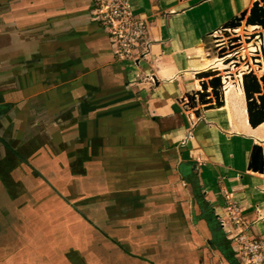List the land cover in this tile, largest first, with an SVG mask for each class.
I'll list each match as a JSON object with an SVG mask.
<instances>
[{
	"label": "crops",
	"instance_id": "crops-1",
	"mask_svg": "<svg viewBox=\"0 0 264 264\" xmlns=\"http://www.w3.org/2000/svg\"><path fill=\"white\" fill-rule=\"evenodd\" d=\"M130 3L153 42L139 68L92 0H0V264H238L228 202L264 236L245 103L233 121L183 102L209 35L253 2Z\"/></svg>",
	"mask_w": 264,
	"mask_h": 264
},
{
	"label": "built area",
	"instance_id": "built-area-1",
	"mask_svg": "<svg viewBox=\"0 0 264 264\" xmlns=\"http://www.w3.org/2000/svg\"><path fill=\"white\" fill-rule=\"evenodd\" d=\"M90 14L106 33L116 60L129 62L136 68L147 60L153 43L148 24L135 14L130 0H92ZM223 209V213L215 212V218L232 242L238 264H264V236L256 237L248 231L236 203L228 202Z\"/></svg>",
	"mask_w": 264,
	"mask_h": 264
},
{
	"label": "water",
	"instance_id": "water-1",
	"mask_svg": "<svg viewBox=\"0 0 264 264\" xmlns=\"http://www.w3.org/2000/svg\"><path fill=\"white\" fill-rule=\"evenodd\" d=\"M243 22L246 27L258 26L260 27V30L263 31H257L253 34L245 35L246 42L250 43L255 41V38L258 37L264 44V0H256L250 9L244 10L238 16L233 17L219 29L210 34L209 39H217L215 36V33L217 32L222 33L240 28ZM209 39L205 42L206 53L211 54V51L213 50L217 57H221L224 52H217V49L214 46L211 47V43L208 42ZM238 39V41H241V37H238ZM261 51L262 55H264V45L261 46ZM208 57L211 58L210 56ZM251 60H255V58L252 57ZM219 74L220 73H217L215 70L208 72L200 71L195 74V79L199 81L200 90H194L185 95L183 102L187 108L192 110L199 104L203 106V111H207L220 108L224 105V98L221 94L222 78L217 76ZM242 87L245 97L244 100L248 123L252 129H255L264 123V76L258 80L253 73L243 75ZM255 95L257 96L255 97ZM200 111L201 110L198 109L195 114L198 115ZM248 169L253 172L263 173L264 149L258 146L252 148Z\"/></svg>",
	"mask_w": 264,
	"mask_h": 264
},
{
	"label": "rangeland",
	"instance_id": "rangeland-1",
	"mask_svg": "<svg viewBox=\"0 0 264 264\" xmlns=\"http://www.w3.org/2000/svg\"><path fill=\"white\" fill-rule=\"evenodd\" d=\"M255 1L254 0H238V2L239 3L241 2L244 6L245 5L248 6L252 2L254 3ZM250 8H251V6H250ZM240 28H242V26ZM260 31H262V30H260ZM240 34L242 36H238V37H241V41L242 42L241 41H238L239 40L238 38H235L236 35L232 33V30H228L227 32H222L219 35L216 33V35H217V41L215 40V38H210L208 40V42L211 43V45H210L211 47L214 46V45L215 46H218L221 43V42L219 43V41H223L224 40L223 43H226L227 44L226 46L229 45L231 51L237 49V50L234 51V53L231 54V55H234V56H237L238 57V58L234 57V60L233 59L226 58V57L231 56V55H226V54H228L227 51L226 52L223 51L224 53H223V55L221 57H219V59H225L226 58L225 59V61H226L225 63L226 64H223L222 66H220V71H223V72L221 73L219 71L218 73H220V74L217 75V76H220V77L222 76V78L225 77V76H230V78H229V83H230L229 91L230 92L228 91V95H226V94H224L225 92L222 91V96H223L224 99L227 100L226 101L227 104H226V106H225L224 109L228 110L229 116H230V118L233 121H234V116H236L238 114V105L241 104V103H245V100H244L245 99L244 92H242L243 91V87H241L243 80L242 81L241 80L239 81V79H238L239 69L241 70V74H244L245 73V65H244V63H245L247 65H250V69L252 70V71L250 70L251 71V74L253 73V75H255L258 80L262 76H264V70L263 69H259L251 61V58L252 57H251L250 53L248 52V48H247V45L249 44V42H246V39H245L246 38L245 35L247 34L246 31L244 29H242V31L240 32ZM219 37H221V38H219ZM220 39H222V40H220ZM226 40H227V42H226ZM231 45H232V47H231ZM221 48H224V46H222ZM217 52H218V49H217ZM238 52H240V53L238 54ZM241 54L244 55V58H242L244 61L240 57ZM208 55H210L211 58H209ZM216 58L218 59V57L216 56V54H214L213 50L211 51V54L210 53H207L206 58L204 59L203 64L200 66L202 72H207L205 70L207 69L208 66L209 67L211 66V68H212V66H216L217 65V62H216L217 59ZM232 61H235V62L232 64ZM235 63H237V65ZM231 65H232V67L234 69L231 67ZM243 66H244V68H243ZM231 68H232V70H231ZM196 83H197V85H196L197 86V89L200 90L199 81L197 80ZM260 85H261V82H260ZM238 88L240 90H238ZM241 88H242V90H241ZM239 91H240V93H239ZM224 95H225V97H224ZM244 107L246 109L245 104H244ZM197 108L199 110H202L203 106H201V105L198 104L194 109H197ZM194 109H192V110L194 111ZM246 113H247V111H246ZM261 125L258 126L255 129H253L252 132H254L253 134H255L254 136H255L256 140H260V141L263 140V142H264V137H263L262 132H261V129H262ZM257 138H259V139H257ZM2 179L4 180V178H1L0 180H2ZM68 258L69 259H72L73 262L74 261L78 262L77 264H82L83 263V259H79V257H74V254H68ZM75 258H77V260Z\"/></svg>",
	"mask_w": 264,
	"mask_h": 264
},
{
	"label": "bare ground",
	"instance_id": "bare-ground-1",
	"mask_svg": "<svg viewBox=\"0 0 264 264\" xmlns=\"http://www.w3.org/2000/svg\"><path fill=\"white\" fill-rule=\"evenodd\" d=\"M242 29H244L245 31H246V35H250V34H253V33H255V32H259L260 30V27H258V26H249V27H246L245 26V24H244V22L242 23V28H237V29H234L233 31H232V33L233 34H235L236 35V37L235 38H238V36H242L241 34H240V32L242 31ZM219 35V34H218ZM222 37V36H221ZM221 37H219V38H221ZM224 38V37H223ZM246 39V38H245ZM220 40H222V39H220ZM217 41V40H216ZM224 41V40H223ZM223 41H219V45L218 46H215L214 45V47L216 48V49H218V52H222V51H224V52H226L227 51V53L228 54H226V55H231L232 53H234V51L235 50H237V49H235V50H230V46L228 45V46H226L227 44L226 43H223ZM226 42H227V40H226ZM242 42V41H241ZM216 44V43H215ZM217 45V44H216ZM235 45V44H234ZM233 45V46H234ZM262 45H264L263 43H262V41L258 38V37H256L255 38V41H252V42H250L248 45H247V48H248V52L250 53V55H251V57H254L255 58V60H251L252 61V63L255 65V66H257L259 69H263L264 70V55H262V51H261V46ZM222 46H224V48H221ZM236 46V45H235ZM231 47H232V45H231ZM240 52H238V54H239ZM208 56H210V55H208ZM222 56V55H221ZM234 57H236V58H238L237 56H234V55H231V56H228V57H226V58H229V59H233L234 60ZM241 59L242 58H244V55H242L241 54ZM225 58V59H226ZM217 59V58H216ZM225 59H219V57H218V59L216 60V62H217V65L216 66H212V68H211V66L209 67H207V69L205 70V71H212V70H215V71H217V73L220 71V66H222L223 64H226L225 62ZM243 60V59H242ZM244 61V60H243ZM235 61H232V64L234 63ZM236 65H237V63H235ZM228 65V64H227ZM244 65H245V73L244 74H241V70L239 69V72H238V79H239V81L241 80H243V75H247V74H250L251 73V69H250V65H247V64H245L244 63ZM259 65H261V66H259ZM231 67H232V65H231ZM215 68V69H214ZM226 68V67H225ZM233 68V67H232ZM232 68H231V70H232ZM243 68H244V66H243ZM234 69V68H233ZM227 70V69H226ZM251 70V71H250ZM254 71V70H253ZM221 73L223 72V71H220ZM230 73V72H229ZM243 73V72H242ZM227 74V73H226ZM242 76V77H241ZM229 78H230V76H225V77H223L222 78V89H221V94H222V91H224L225 93L224 94H226V95H228V91H229V88H230V83H229ZM238 81V82H239ZM241 83V82H240ZM239 84V83H238ZM242 87V86H241ZM232 89V88H231ZM238 90H240L239 88H238ZM237 90V91H238ZM241 90H242V88H241ZM230 92V91H229ZM243 92V91H242ZM239 93H240V91H239ZM256 96V95H255ZM224 97H225V95H224ZM227 100L226 99H224V105L222 106V107H220V108H217V109H224L225 108V106H226V104H227V102H226ZM261 127H262V129H261V132H262V135H263V137H264V123H262V125H261ZM260 132V133H261ZM260 135V134H259ZM257 139H259V138H257ZM263 141V140H262Z\"/></svg>",
	"mask_w": 264,
	"mask_h": 264
},
{
	"label": "trees",
	"instance_id": "trees-1",
	"mask_svg": "<svg viewBox=\"0 0 264 264\" xmlns=\"http://www.w3.org/2000/svg\"><path fill=\"white\" fill-rule=\"evenodd\" d=\"M215 219H216V218H215ZM213 222H214V220H213ZM217 227L221 230V228H220V226H219V224H218V222H217V220H216V228H217ZM221 250L224 252L225 255L228 254V251L225 250L224 248H221Z\"/></svg>",
	"mask_w": 264,
	"mask_h": 264
},
{
	"label": "flooded vegetation",
	"instance_id": "flooded-vegetation-1",
	"mask_svg": "<svg viewBox=\"0 0 264 264\" xmlns=\"http://www.w3.org/2000/svg\"><path fill=\"white\" fill-rule=\"evenodd\" d=\"M77 213H78V212H77ZM69 225H70V227H73V228H74L75 226H76L77 228L79 227V224H78L77 221H76V223H75V222H72V223H70ZM69 225H68L67 227H69Z\"/></svg>",
	"mask_w": 264,
	"mask_h": 264
}]
</instances>
